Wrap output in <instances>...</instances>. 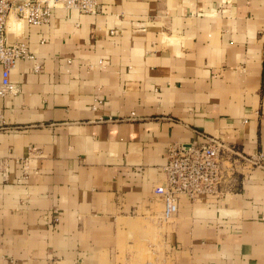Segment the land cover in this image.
I'll use <instances>...</instances> for the list:
<instances>
[{
  "label": "crops",
  "instance_id": "crops-1",
  "mask_svg": "<svg viewBox=\"0 0 264 264\" xmlns=\"http://www.w3.org/2000/svg\"><path fill=\"white\" fill-rule=\"evenodd\" d=\"M98 7L54 9L40 27L7 18L39 71L16 61L18 91L0 99V157L33 150L21 182L14 165L0 178V264H139L127 247L136 219L159 215L167 145L216 137L264 154V0ZM240 179L180 201L163 263L264 264V170Z\"/></svg>",
  "mask_w": 264,
  "mask_h": 264
},
{
  "label": "built area",
  "instance_id": "built-area-1",
  "mask_svg": "<svg viewBox=\"0 0 264 264\" xmlns=\"http://www.w3.org/2000/svg\"><path fill=\"white\" fill-rule=\"evenodd\" d=\"M98 8V0H0V99L15 95L18 91L9 81V73L16 61L29 60L32 62V71H39V63L24 43L7 42L6 19L9 15L24 25L40 27L48 23L54 9L95 15ZM101 65L99 62L98 66ZM5 128L0 110V131ZM32 153V148H28L24 158L14 157L10 152L0 157L1 180L7 181L10 166L14 165L20 169L21 177L17 182H21L28 172L27 159ZM165 159L161 168V182L152 188V194L160 200L157 219L160 224L171 222L181 200L192 202L204 196L220 198L231 195L240 185V178L246 171L264 170L262 152L245 156L234 144L216 137H206L203 144L195 141L169 144ZM261 221L264 223V218ZM53 222H57L55 216Z\"/></svg>",
  "mask_w": 264,
  "mask_h": 264
},
{
  "label": "rangeland",
  "instance_id": "rangeland-1",
  "mask_svg": "<svg viewBox=\"0 0 264 264\" xmlns=\"http://www.w3.org/2000/svg\"><path fill=\"white\" fill-rule=\"evenodd\" d=\"M158 216L136 219L137 224L130 237L132 247H127V250L128 256L139 264H168L161 261L164 251L161 234L165 224L158 222Z\"/></svg>",
  "mask_w": 264,
  "mask_h": 264
},
{
  "label": "bare ground",
  "instance_id": "bare-ground-1",
  "mask_svg": "<svg viewBox=\"0 0 264 264\" xmlns=\"http://www.w3.org/2000/svg\"><path fill=\"white\" fill-rule=\"evenodd\" d=\"M9 16H11V15H9ZM9 16H8V17H9ZM8 17H7V18H8ZM6 22H7V19H6Z\"/></svg>",
  "mask_w": 264,
  "mask_h": 264
}]
</instances>
